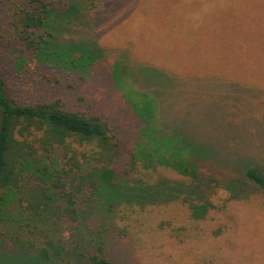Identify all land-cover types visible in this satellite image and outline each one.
<instances>
[{
  "label": "rangeland",
  "instance_id": "obj_1",
  "mask_svg": "<svg viewBox=\"0 0 264 264\" xmlns=\"http://www.w3.org/2000/svg\"><path fill=\"white\" fill-rule=\"evenodd\" d=\"M21 1L0 0V65L8 94L18 104L60 98L65 108L87 113L104 99L105 107L109 102L119 112V135L125 141L141 127L134 102L150 118L156 134L150 147L158 155L171 150L174 158L188 155L207 177L227 179L248 168L264 176V16L256 0H101L92 11L73 12V22L56 35L61 45H80L96 54L87 82L71 62L34 58L11 23ZM210 33L218 34L219 66L221 61L224 68L234 64L231 93L218 94V87L206 83V49L195 37ZM79 54L74 48L71 57ZM70 148L89 150L71 141ZM128 160L125 156L117 164L119 174L128 171ZM137 172L151 181L165 179L169 186L190 182L167 167ZM191 191L187 184L183 194H166L172 201L143 206L114 199L106 242L115 263L264 264L262 190L252 183L231 200L223 190L200 191L198 203L208 199L221 208L211 207L205 218L189 216L182 196L193 197ZM18 208V199L6 196L0 240L19 231L17 223L25 215ZM22 233L30 234L26 228ZM64 234L68 239L67 229ZM7 246L10 263L0 264H18L19 248Z\"/></svg>",
  "mask_w": 264,
  "mask_h": 264
},
{
  "label": "trees",
  "instance_id": "obj_2",
  "mask_svg": "<svg viewBox=\"0 0 264 264\" xmlns=\"http://www.w3.org/2000/svg\"><path fill=\"white\" fill-rule=\"evenodd\" d=\"M100 1L22 0V6L13 8L11 23L19 28L34 58L62 60L68 62L67 65L71 62L74 70L86 76L87 82L96 54L80 45H61L56 33L73 22L70 20L73 12L92 11ZM256 2L264 16V0ZM217 36L210 33L195 38L206 49V83L218 87V94L221 90L222 94H227L236 85L234 64L224 68L221 61L219 66ZM195 38L193 41H197ZM220 40L222 52V37ZM74 48L80 49L76 58L71 57ZM118 85L115 82L114 86ZM82 99L87 101L84 95ZM104 101H98L96 108L87 113L65 108L60 98L34 105L18 104L8 94L0 65V207L5 205L6 196L16 197L18 211L25 215L17 223V230L26 228L30 232L22 233V237L15 230L8 239L0 240L3 263L11 260L12 254L7 251L9 242L10 246L19 248L15 252L20 257L15 260L18 264H116L110 257L106 237L110 231L107 218L112 216V201L117 197L141 205L155 200L170 202L171 197L166 194H183L189 184L193 197L182 196L188 203L189 216L205 218L211 207L217 208L220 204L217 206L208 199L198 203L202 197L197 194L200 191L209 194L223 190L228 192L230 200L238 199L255 183L264 193V176L253 168L220 179L207 177L198 161L193 162L188 155L174 158L172 150L169 155H158L156 149L150 147L151 135L156 136L155 130L149 128L150 118L140 113L139 104L134 102L132 107L139 112L141 127L129 139L121 140L119 133L123 123L119 112L109 102L105 107ZM116 115L119 118L116 119ZM162 130L159 132L169 138H177V133L167 134ZM70 141L88 146L89 150L79 152L70 148ZM125 156L129 157V169L119 174L116 166ZM159 167L188 176L190 182L169 186L165 179L151 181L149 177L135 176L140 168L155 170ZM65 229L69 232L68 239Z\"/></svg>",
  "mask_w": 264,
  "mask_h": 264
}]
</instances>
